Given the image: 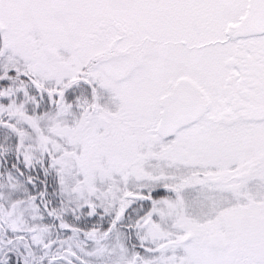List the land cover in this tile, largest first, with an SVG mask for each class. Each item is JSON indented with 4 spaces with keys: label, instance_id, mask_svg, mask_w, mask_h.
<instances>
[{
    "label": "snow or ice",
    "instance_id": "1",
    "mask_svg": "<svg viewBox=\"0 0 264 264\" xmlns=\"http://www.w3.org/2000/svg\"><path fill=\"white\" fill-rule=\"evenodd\" d=\"M0 264H264V0H0Z\"/></svg>",
    "mask_w": 264,
    "mask_h": 264
}]
</instances>
